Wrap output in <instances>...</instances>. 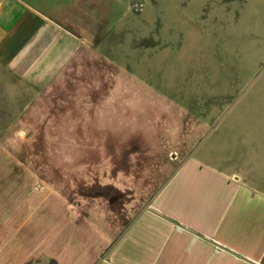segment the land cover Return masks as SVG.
<instances>
[{
	"label": "crops",
	"instance_id": "1",
	"mask_svg": "<svg viewBox=\"0 0 264 264\" xmlns=\"http://www.w3.org/2000/svg\"><path fill=\"white\" fill-rule=\"evenodd\" d=\"M234 1L242 6L251 1L264 4V0ZM148 2L162 4L161 0ZM173 2L180 10L175 26L170 22L173 14L166 13ZM108 3L68 0L63 8L46 13L34 0H0V132L12 131L14 123L30 115V109L47 94L67 84L75 86L74 92L78 87L86 91L84 100L100 101L101 114L111 109L112 100H118L117 107L126 108L122 112L129 125L108 131L117 132L118 148L134 149L123 154L122 161L133 167L108 175L116 186L111 193L121 197L117 203L85 204L83 219H77L78 208L73 206L67 231H61L60 217L46 219L44 208L31 213L23 192L14 196L21 207L13 206L12 196L0 194V264H264L261 163L225 158L206 146L228 103L196 109L191 95H175L170 91L172 79L156 74L157 67L172 61L174 54L185 60L183 52L203 48L190 49L184 41L189 34L187 21L192 19L188 0L164 3L166 14H153L145 31L133 30L138 33L132 32L130 38L132 57L117 55L118 60L110 68L106 63L105 70L103 37L99 39L100 33L90 31L88 25L94 11L101 6L107 9ZM120 3L124 19L131 0ZM216 16L220 15L212 19ZM241 16L230 17L238 20ZM119 50L124 53L125 46ZM90 51L101 58L102 75L95 81L101 87L95 96L89 88L93 77ZM256 67H264V60ZM236 143L242 149L253 144ZM169 149L176 150L168 156ZM157 170L160 174L151 178ZM147 175L146 184L132 190L137 201L140 195L149 196L146 203L126 200L124 196L131 191L126 186ZM19 228H27L20 241L14 237Z\"/></svg>",
	"mask_w": 264,
	"mask_h": 264
},
{
	"label": "rangeland",
	"instance_id": "2",
	"mask_svg": "<svg viewBox=\"0 0 264 264\" xmlns=\"http://www.w3.org/2000/svg\"><path fill=\"white\" fill-rule=\"evenodd\" d=\"M34 1L46 13H51L54 8H63L68 2ZM103 1H109V6L107 4V9L101 6L99 10L94 11V19L88 29L100 33L99 39L103 37L102 47L107 54V62L103 61L105 70L111 67V62L118 60L117 55L122 58V54H125L126 59L128 55L132 57L130 38L134 36L133 33L149 28L147 19H151L153 14L172 13L170 22L175 26L178 20L175 14L180 13L177 9L179 4L174 2L165 13L164 3L168 0H161L162 4L159 5L150 4L148 0L141 3L131 0L123 19L120 0ZM188 2L187 11L192 19L187 21L189 34L184 37V41L186 40L185 43L190 49L195 46L203 48L199 52H183L181 57H187L185 60L174 54L172 61L157 67L156 74L172 79L170 91L175 95H191L189 100L196 109L199 106L207 108V105L214 103L218 104L219 108L228 103L225 115L218 122V127L206 146L225 158L260 162L259 168L262 167L264 173V67H256L264 60V4L251 1L250 4L242 6L234 3V0ZM236 13H241V19L233 20V17H230ZM255 13L260 16L255 17ZM214 14L220 16L212 19ZM160 22L164 23L163 18ZM79 30L86 32V29ZM93 36L91 35V39H95ZM77 43L83 44L79 39ZM87 43L88 41H84L85 45ZM86 46L89 48V45ZM124 46L125 52L122 53L119 49ZM89 54L92 55L90 60L93 69L89 88L93 91L92 96H95L101 87V84L95 82L96 78L102 75L101 58L95 52L90 51ZM119 76L122 77L121 71ZM74 87L64 84L54 89V92L47 94L46 99L39 101L35 109H30V115L24 116L22 121L18 119L19 122L14 123L12 131L0 132V194L7 193L9 198L12 196L13 206L21 207L22 204H18L17 197L14 196L23 192L31 213L44 208L46 219L60 217L61 231L68 230L70 210L73 206L78 208L77 219H83L85 204L94 201L104 204L117 203L121 197L117 196V193H111L116 186L108 175H115L123 167L126 170L133 167L130 162L122 161L123 154H129L134 149L118 148L117 132L108 131L127 124L128 116L122 112L126 108L117 107L118 100H112L108 105L111 109H105L106 112L101 114L100 101L84 100V96H88L87 92H80L81 87L74 92ZM240 140L253 144L242 149L236 143ZM174 150L176 149H169L168 156L171 151L175 152ZM137 167L140 168V165L137 164ZM149 167H152V163ZM103 173L107 177L104 178ZM159 174L157 170L150 175L153 178ZM147 176L136 181V184L131 181L132 183L126 186L131 189L129 196H124L126 200L146 203L149 196L140 195L137 201L138 195L132 190L136 191L134 188L138 189L146 184V180L150 178ZM54 209L58 211H55L56 214L53 213ZM22 213L18 216L19 219L23 217L24 212ZM71 214L75 215L74 212ZM26 229H16L14 237L20 241L26 236Z\"/></svg>",
	"mask_w": 264,
	"mask_h": 264
}]
</instances>
